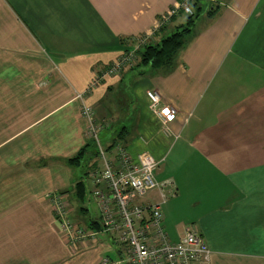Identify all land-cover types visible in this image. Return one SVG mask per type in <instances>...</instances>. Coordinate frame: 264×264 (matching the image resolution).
I'll use <instances>...</instances> for the list:
<instances>
[{"label":"crops","instance_id":"crops-1","mask_svg":"<svg viewBox=\"0 0 264 264\" xmlns=\"http://www.w3.org/2000/svg\"><path fill=\"white\" fill-rule=\"evenodd\" d=\"M179 1L0 0V264L118 257L106 233L69 243L47 196L66 193L74 222L101 230L96 202L91 211L77 182L66 188L70 158L88 141L83 102L114 121L104 147L121 133L132 156L159 161V186L143 203L161 205L171 240L194 225L208 264H264V0H214L218 10L197 20L203 29L172 67L128 65L90 86ZM149 89L177 110L165 126Z\"/></svg>","mask_w":264,"mask_h":264},{"label":"built area","instance_id":"built-area-1","mask_svg":"<svg viewBox=\"0 0 264 264\" xmlns=\"http://www.w3.org/2000/svg\"><path fill=\"white\" fill-rule=\"evenodd\" d=\"M194 1L180 0L160 17L151 34L138 39L131 50L122 53L109 66L105 74L120 73L135 62L136 51L140 45L148 42L149 37L180 10L192 13ZM97 82L98 77L92 84ZM146 95L151 111L164 126L175 118L176 108L163 103L159 90L149 89ZM81 113L89 120L86 135L88 139L96 140L99 149L98 165L89 173V179L93 185L92 197L100 213L101 230L89 231L85 226L74 222L70 216V200L67 194L50 192L47 196L54 217L69 243L85 242L101 232L108 234L117 248L118 257L103 256L99 264H208L211 250L194 225L187 227L184 237L173 241L166 231L161 205L143 203L147 194L159 186L155 177L159 161L148 151L134 157L121 143L107 150L99 134L110 125V121L100 120L84 102Z\"/></svg>","mask_w":264,"mask_h":264},{"label":"trees","instance_id":"trees-1","mask_svg":"<svg viewBox=\"0 0 264 264\" xmlns=\"http://www.w3.org/2000/svg\"><path fill=\"white\" fill-rule=\"evenodd\" d=\"M219 4L209 2L208 0H195L193 3V12L188 13L186 19L184 22L179 23L174 26L173 29H166L168 26V23L174 20L176 15L183 14L184 11L180 10L177 14L171 17V19L162 24L159 28V30H162L164 33L160 37L159 40H150L142 45H140L139 49L136 51V55L139 56V60L136 59L135 62L131 64V66H141V65H150L153 67H172L174 65L175 58L178 56V54L188 45L192 37V31L194 30L197 20L202 15L211 16L216 13L218 10ZM186 13V12H185ZM158 30V31H159ZM157 31H155V34ZM154 34V35H155ZM132 45L131 48H127L124 50L123 53L131 50L134 46L133 42L135 40L131 41ZM137 57V56H136ZM110 64L109 66H111ZM109 66L106 67H100L97 70V77L98 81L101 79L106 72V70L109 68ZM104 119V118H103ZM107 121H110V128L109 126L104 128L103 131L111 130L114 127V121L105 119ZM102 142V140H101ZM118 143L123 144L125 147L126 143L122 138V134H116L114 137H112V141L109 145L105 146L107 150L113 149ZM85 157L92 158L89 162V169L86 172V174L91 172V170L98 165V157H99V149L97 146V142L94 139H88L87 143L83 148L79 150V152L76 154V156L70 158V162L74 165H79L84 160ZM87 186L84 182V180H79L76 183V192L77 196L81 201H85V197L87 194Z\"/></svg>","mask_w":264,"mask_h":264},{"label":"rangeland","instance_id":"rangeland-1","mask_svg":"<svg viewBox=\"0 0 264 264\" xmlns=\"http://www.w3.org/2000/svg\"><path fill=\"white\" fill-rule=\"evenodd\" d=\"M209 2H213V3H216L217 1H214V0H208ZM187 15H188V13H185V11H184V14H183V18L185 19V17H187ZM202 16H206V15H202ZM205 22L206 21H204V22H202V21H200V22H198L197 21V24H196V26H195V28H194V30L192 31V35L190 36V38L191 37H194L196 34H198L199 32H201V29H203V26L205 25ZM159 30V29H158ZM157 30V32H159ZM168 30H170V29H168ZM145 36V35H144ZM152 38V37H151ZM150 40H152V39H149V41ZM139 40L137 39L135 42H133V44H135V43H137ZM132 43V42H131ZM137 60H139L140 58H139V56L137 55V58H136ZM127 67V66H126ZM123 71V70H122ZM94 80H96V78L94 79ZM100 80V79H99ZM98 83V82H97ZM96 83V84H97ZM96 84H92L91 83V85L90 86H95ZM92 89V88H91ZM100 120H102V118H100L99 116H97ZM101 123L103 124V126H104V122L103 121H101ZM109 126V128L111 127L110 125H108ZM107 131V130H106ZM106 131H101L100 132V134H99V136H100V139L103 141V143H104V133L106 132ZM91 159L92 158H90V157H85L84 158V160L81 162V164H79V165H74L73 166V168H74V170H75V172H74V174L75 175H73L72 176V179H71V182L69 183V185L66 187V188H68V189H72V188H74V185H75V183L77 182V181H79V180H84V182H85V184H86V186H87V194H86V197H85V203H84V205L85 206H87L89 209H91V211L92 210H95L96 211V204H95V201H94V199H93V195H92V183H91V181H90V179L88 178V173L86 174V172L88 171V169H89V162L91 161ZM54 192H57V191H54ZM58 192H60V191H58ZM62 193H64V192H62ZM72 218V217H71ZM73 219V218H72ZM74 221V220H73ZM77 221V223L79 222L78 220H76ZM81 225H84V224H81Z\"/></svg>","mask_w":264,"mask_h":264}]
</instances>
